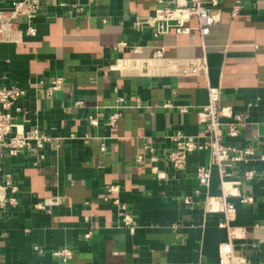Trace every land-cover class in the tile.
<instances>
[{
	"label": "crops",
	"instance_id": "crops-1",
	"mask_svg": "<svg viewBox=\"0 0 264 264\" xmlns=\"http://www.w3.org/2000/svg\"><path fill=\"white\" fill-rule=\"evenodd\" d=\"M21 1L0 0V16L21 32L19 42H0V86L24 91L12 107L17 128L50 140L34 154L2 160L0 181L9 176L16 191L7 197L16 205L0 209V264H219L229 232L221 227L222 207L209 211L207 202L222 197V180L234 206V254L264 264V0H217L219 21L203 39L137 27L136 20L165 6L157 0H35V35L27 36L31 0L15 13ZM187 26L196 28L197 20ZM201 56L205 78L158 71L159 57ZM57 77L61 89L46 96ZM207 86L218 90L220 107L243 118L236 137L227 135L233 120L221 119L222 144L253 156L226 162L223 178L211 166L204 189L195 170L209 164L208 152L186 155L182 169L167 155L177 131L204 141L199 114ZM118 99L123 108L111 126ZM147 144L151 152L143 151ZM111 185L130 226L103 200ZM51 200L48 211L36 209ZM62 248L72 251L65 263L51 255Z\"/></svg>",
	"mask_w": 264,
	"mask_h": 264
},
{
	"label": "built area",
	"instance_id": "built-area-1",
	"mask_svg": "<svg viewBox=\"0 0 264 264\" xmlns=\"http://www.w3.org/2000/svg\"><path fill=\"white\" fill-rule=\"evenodd\" d=\"M25 0H22L17 4L15 13L18 9H21ZM34 1L31 0L30 8L27 15V28L25 35L34 36L35 29L32 26V20L34 17ZM159 4L165 5L159 7L154 11L152 16H146L142 19H138L135 25L141 27H154L156 29L155 36L160 34H166L170 31H174L178 35L197 34L203 39L208 33L209 28L219 21V12L216 10L217 0H157ZM239 8V1L233 8V14ZM197 20V27L191 28L187 26V23L191 18ZM21 32L18 31L14 25L0 16V42L15 43L19 42ZM118 46H126L125 43H119ZM160 59V65L158 67L159 72L168 73L172 75H180L187 77H207V65L204 56L191 60H171ZM63 85L62 78H52L49 85L45 88L44 92L46 96H51L54 92L61 89ZM208 103L202 108L199 116L201 123L204 126V141L200 142L197 138L187 136L184 133L177 131L170 136L171 141L174 143V150L171 151L167 158L176 169H182L185 164L186 155L195 151H206L209 154V164L206 166H198L195 170V177L198 185L201 188L207 189L210 184L211 178V166H216L220 176H225V163L246 161L249 157L253 156L251 149H237L235 147H229L222 144V134L220 131L221 119H232L233 122L228 125L227 135L229 137H236L238 134L237 127L242 125L243 118L241 115L233 114L230 108H223L219 106L218 90L207 86ZM24 95V91L15 86L2 87L0 86V165L2 160L6 156H17L22 151H29L36 153L42 149L44 144L50 139L41 134L38 130L33 129L27 132L19 130L14 122L12 116V107L18 98ZM165 107H169L168 104ZM123 108V100L118 99L113 109L115 112L109 117V124L113 126L118 118L120 109ZM20 109L16 108L15 112H19ZM91 125L96 124L94 117L89 120ZM143 151H152L151 145L147 144L143 147ZM41 159V156H38ZM142 155L138 154L136 160L140 161ZM253 172H246L244 177L246 180L253 178ZM228 185L224 180L221 181L222 197L218 200H208L207 207L209 211H214L217 206H221L223 209L225 222L221 224V227L228 230L229 238L227 242L220 244L219 246V264H246V262L237 257L233 251L232 239L237 235L229 228L230 221L233 220L234 206L225 201L227 194L225 193V187ZM14 193L16 188L12 185L9 176H6L0 181V209L7 205L15 206L16 201L13 197H7V191ZM107 195L103 198L104 201H110L113 206L121 214V222L125 226L132 224V217L129 215L127 206L119 199L118 186L111 185L106 188ZM188 203V199H185ZM242 204H248L252 202L250 197H240ZM55 201H44L41 204H37L35 207L37 210H47L55 205ZM89 234L85 235L88 238ZM37 250V248H35ZM53 257L60 259L63 263L72 257V251L68 248H62L51 252Z\"/></svg>",
	"mask_w": 264,
	"mask_h": 264
}]
</instances>
